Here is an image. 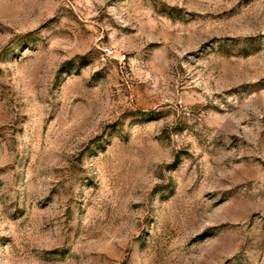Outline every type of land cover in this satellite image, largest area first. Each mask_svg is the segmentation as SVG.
<instances>
[{
    "label": "rangeland",
    "instance_id": "1",
    "mask_svg": "<svg viewBox=\"0 0 264 264\" xmlns=\"http://www.w3.org/2000/svg\"><path fill=\"white\" fill-rule=\"evenodd\" d=\"M0 264H264V0H0Z\"/></svg>",
    "mask_w": 264,
    "mask_h": 264
}]
</instances>
